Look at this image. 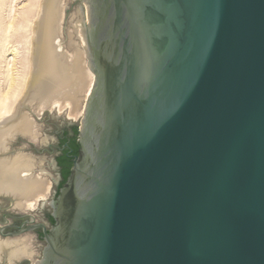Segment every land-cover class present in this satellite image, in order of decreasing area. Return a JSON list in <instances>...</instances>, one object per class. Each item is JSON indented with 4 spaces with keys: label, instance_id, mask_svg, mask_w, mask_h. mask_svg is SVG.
<instances>
[{
    "label": "water",
    "instance_id": "1",
    "mask_svg": "<svg viewBox=\"0 0 264 264\" xmlns=\"http://www.w3.org/2000/svg\"><path fill=\"white\" fill-rule=\"evenodd\" d=\"M79 1L78 155L54 223L0 234L40 232L34 264H264V0Z\"/></svg>",
    "mask_w": 264,
    "mask_h": 264
},
{
    "label": "bare ground",
    "instance_id": "2",
    "mask_svg": "<svg viewBox=\"0 0 264 264\" xmlns=\"http://www.w3.org/2000/svg\"><path fill=\"white\" fill-rule=\"evenodd\" d=\"M65 4L66 0H38L30 23L29 71L25 79L22 78L24 80L22 89L19 87L21 80L18 67L19 50L14 48L12 57L8 59L7 65L11 66L6 94H16L18 90L21 92L17 94V100L14 99L16 103L10 112L0 114V121L6 120L0 122V147L6 148L9 137L16 132L28 135L33 140L38 138L39 132L35 121L29 118L27 113L22 112L25 102L35 101L37 105H34V108L38 115L48 110L64 114L73 121L83 116L85 107L79 104L80 95L83 92H86L84 97L90 94L94 74L88 66L84 43L82 48L79 45V42H84L82 27L77 31L79 42L71 33L68 42L70 50L64 49L62 35ZM14 6L16 5L10 7L11 19L15 18L17 11ZM30 158L0 159V189L15 195L16 202L13 206L25 212L35 211L47 199L51 190V181L34 172V161ZM7 246L10 247L8 259L10 261L33 256V251L29 250L28 245L22 240L9 242L0 240V253Z\"/></svg>",
    "mask_w": 264,
    "mask_h": 264
},
{
    "label": "rangeland",
    "instance_id": "3",
    "mask_svg": "<svg viewBox=\"0 0 264 264\" xmlns=\"http://www.w3.org/2000/svg\"><path fill=\"white\" fill-rule=\"evenodd\" d=\"M37 2L38 0H0V114H7L10 112L11 107L16 103V101L14 102V99L17 100V94L21 92V90H18L16 94H6L9 83V68L11 66L9 64L8 67L7 64L8 59L12 57L11 53L14 48H17L20 52L18 57V67L19 71L21 72H19L21 75V80L19 83L20 88H23L24 84V80H22V78L25 79L29 71L28 35L30 33L31 19L33 18L37 8ZM80 3H83L85 6L84 17L86 21V15L88 13L86 2H80L79 0H66L63 18L64 29L62 35L64 42L63 46L65 50H70L68 46V42L70 40L69 34L72 33L71 35L76 39V41L79 42L80 40V38H77V31L81 29L83 23V15L79 9ZM13 5H16L14 7L17 11L15 18L11 19L12 14L10 13V7ZM83 43L84 42L82 41L79 42L81 48ZM13 96L15 98H13ZM84 96H86V92H83L80 95L79 104L80 106L84 105L85 107L87 97ZM34 105H37L35 101L32 103L25 102V107L22 108V112L27 113L29 118L35 121V125L39 132L38 138L33 140L28 135L16 132L13 136H10L12 138L9 137V141H7V157H4L3 155H1V157H4L8 160L31 157L30 160L34 161V172L48 178L51 181V190L47 199H45V204H40V206L34 212L37 221H44L47 224H51L52 222L49 218V215L52 212V209L49 201L55 196V192L58 190L59 181L63 178V169L59 160V157L63 155L62 150L56 149L53 151L51 150V147L53 145H62L63 141L59 142L58 136L63 135L66 132H69L70 135H74V127H79L80 118L74 120L75 122L70 123L63 118L64 114H58L55 111L49 112L46 110L42 115H38ZM1 121L4 122L6 120L4 119ZM13 150H15V153H12ZM66 169L67 168L64 169V172ZM11 204L12 202L8 198L0 196V220H2L3 215L6 212L16 215L25 213V211L20 208L14 206L12 207ZM10 221L14 222V219H10ZM0 240L3 242L22 240L28 245V249L33 251V256L27 258L31 260V264H34V262L41 257L42 248L45 245L44 240L41 238V233L33 231L25 232L17 236H4L0 234ZM9 252V246L3 248V252L0 253V264H17V261L22 260H8Z\"/></svg>",
    "mask_w": 264,
    "mask_h": 264
},
{
    "label": "flooded vegetation",
    "instance_id": "4",
    "mask_svg": "<svg viewBox=\"0 0 264 264\" xmlns=\"http://www.w3.org/2000/svg\"><path fill=\"white\" fill-rule=\"evenodd\" d=\"M59 142L63 141L61 146L53 145L51 147V150L55 151L56 149L62 150L63 155L59 157L60 164L63 169V175H64V169L69 170L71 172V169L73 167V156L78 155L79 151V145H78V136L70 135L69 132L64 133L63 135L58 136ZM50 151V152H53ZM59 156V155H58ZM68 166V167H67ZM62 179L59 181L58 189L60 187Z\"/></svg>",
    "mask_w": 264,
    "mask_h": 264
},
{
    "label": "trees",
    "instance_id": "5",
    "mask_svg": "<svg viewBox=\"0 0 264 264\" xmlns=\"http://www.w3.org/2000/svg\"><path fill=\"white\" fill-rule=\"evenodd\" d=\"M74 135L76 137L78 136V127L77 126L74 127ZM69 175H70V171L69 170H66L65 173H64V175H63L62 181L60 183V187H62L67 182V179H68ZM49 218H50L51 222L54 223V220L51 217V215H49Z\"/></svg>",
    "mask_w": 264,
    "mask_h": 264
}]
</instances>
